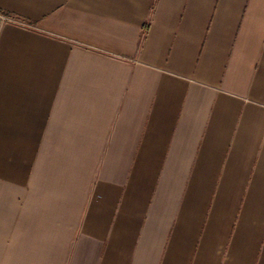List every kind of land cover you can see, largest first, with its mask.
<instances>
[{
	"label": "crops",
	"instance_id": "0c3cea01",
	"mask_svg": "<svg viewBox=\"0 0 264 264\" xmlns=\"http://www.w3.org/2000/svg\"><path fill=\"white\" fill-rule=\"evenodd\" d=\"M0 264H264V0H0Z\"/></svg>",
	"mask_w": 264,
	"mask_h": 264
},
{
	"label": "built area",
	"instance_id": "2783aa9c",
	"mask_svg": "<svg viewBox=\"0 0 264 264\" xmlns=\"http://www.w3.org/2000/svg\"><path fill=\"white\" fill-rule=\"evenodd\" d=\"M3 18H5V19H12V18H9V17H7V16H3ZM14 20V19H13Z\"/></svg>",
	"mask_w": 264,
	"mask_h": 264
},
{
	"label": "rangeland",
	"instance_id": "374dc122",
	"mask_svg": "<svg viewBox=\"0 0 264 264\" xmlns=\"http://www.w3.org/2000/svg\"><path fill=\"white\" fill-rule=\"evenodd\" d=\"M8 17V16H7Z\"/></svg>",
	"mask_w": 264,
	"mask_h": 264
}]
</instances>
